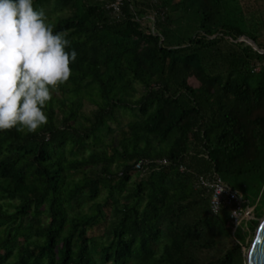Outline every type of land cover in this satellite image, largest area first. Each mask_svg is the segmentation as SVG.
Wrapping results in <instances>:
<instances>
[{
    "label": "trees",
    "instance_id": "16d2710c",
    "mask_svg": "<svg viewBox=\"0 0 264 264\" xmlns=\"http://www.w3.org/2000/svg\"><path fill=\"white\" fill-rule=\"evenodd\" d=\"M114 1L35 0L78 55L45 126L0 131V264H248L264 53L240 38L264 49V0ZM212 172L254 208L240 233L196 185Z\"/></svg>",
    "mask_w": 264,
    "mask_h": 264
},
{
    "label": "clouds",
    "instance_id": "9594fccd",
    "mask_svg": "<svg viewBox=\"0 0 264 264\" xmlns=\"http://www.w3.org/2000/svg\"><path fill=\"white\" fill-rule=\"evenodd\" d=\"M35 0H0V131L35 133L53 92L69 81L77 51Z\"/></svg>",
    "mask_w": 264,
    "mask_h": 264
},
{
    "label": "built area",
    "instance_id": "2783aa9c",
    "mask_svg": "<svg viewBox=\"0 0 264 264\" xmlns=\"http://www.w3.org/2000/svg\"><path fill=\"white\" fill-rule=\"evenodd\" d=\"M156 2L157 0H153ZM122 0L108 3L107 7L120 17L122 15ZM155 163L168 164V159H140L136 162L135 168L147 170ZM185 166L181 165L180 170L185 171ZM197 187L205 188L210 193L211 209L214 213H220L223 209H228L236 230L245 220L252 218L254 208L246 206L243 193L232 188L225 182L219 173L200 174L197 177Z\"/></svg>",
    "mask_w": 264,
    "mask_h": 264
},
{
    "label": "water",
    "instance_id": "95a60500",
    "mask_svg": "<svg viewBox=\"0 0 264 264\" xmlns=\"http://www.w3.org/2000/svg\"><path fill=\"white\" fill-rule=\"evenodd\" d=\"M240 39L246 40L258 49L260 52L264 53V49L258 48L255 41L252 39L242 36ZM247 263L248 264H264V217L261 218L260 224L255 231V236L253 242L251 243L247 252Z\"/></svg>",
    "mask_w": 264,
    "mask_h": 264
},
{
    "label": "rangeland",
    "instance_id": "374dc122",
    "mask_svg": "<svg viewBox=\"0 0 264 264\" xmlns=\"http://www.w3.org/2000/svg\"><path fill=\"white\" fill-rule=\"evenodd\" d=\"M52 15H53V14H52ZM261 30H263V29L261 28ZM191 84H193V85H195V86H198V85L200 84V80L197 79L196 77H192V78H191ZM138 87H139L140 89L142 88L140 84H138ZM94 108H95V106L92 105V104H90V103H86V104H85V107H84V109H86L87 111H90V110H92V109H94ZM130 117H131V116H130L129 114H125V115H124V121H127ZM256 206H257V209L260 210V209L262 208V206H264V201H262V202H257V203H256ZM108 211H109V210H108ZM108 213H109V216H110L111 213H112V211L110 210ZM243 227H244V222L239 226V233L243 231ZM248 249H249V248H248ZM247 252H248V250H247Z\"/></svg>",
    "mask_w": 264,
    "mask_h": 264
}]
</instances>
